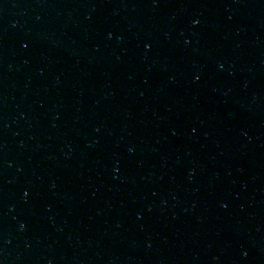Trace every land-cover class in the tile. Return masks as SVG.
I'll return each mask as SVG.
<instances>
[{
	"label": "water",
	"instance_id": "water-1",
	"mask_svg": "<svg viewBox=\"0 0 264 264\" xmlns=\"http://www.w3.org/2000/svg\"><path fill=\"white\" fill-rule=\"evenodd\" d=\"M0 264H264V0H0Z\"/></svg>",
	"mask_w": 264,
	"mask_h": 264
}]
</instances>
